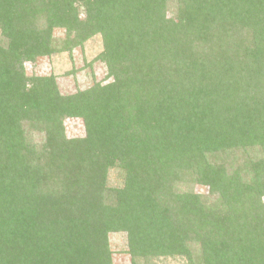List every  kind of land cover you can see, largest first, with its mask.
I'll use <instances>...</instances> for the list:
<instances>
[{
  "label": "trees",
  "instance_id": "trees-1",
  "mask_svg": "<svg viewBox=\"0 0 264 264\" xmlns=\"http://www.w3.org/2000/svg\"><path fill=\"white\" fill-rule=\"evenodd\" d=\"M95 36L106 82L28 74ZM263 199L264 0H0V264H264Z\"/></svg>",
  "mask_w": 264,
  "mask_h": 264
},
{
  "label": "rangeland",
  "instance_id": "rangeland-1",
  "mask_svg": "<svg viewBox=\"0 0 264 264\" xmlns=\"http://www.w3.org/2000/svg\"><path fill=\"white\" fill-rule=\"evenodd\" d=\"M56 34L63 37L64 31H58ZM102 51V39L100 36H95L87 41L83 47H78L71 54L65 53L51 58H42L35 65H27L28 74L55 75L60 92L63 95L74 94L79 90L88 89L94 82H106L108 78L107 67L103 62L97 60ZM65 131L68 138L83 137L85 135V125L81 119H68L65 121ZM118 172V170L110 171L109 184L111 186L121 184L122 179ZM195 191L202 195H208L205 186H197ZM110 244L113 253V264H131L124 234H111ZM156 264L187 263L182 258H168L159 259Z\"/></svg>",
  "mask_w": 264,
  "mask_h": 264
}]
</instances>
